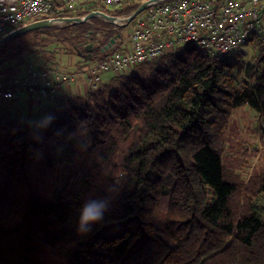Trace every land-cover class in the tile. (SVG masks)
I'll return each instance as SVG.
<instances>
[{
    "label": "trees",
    "instance_id": "trees-1",
    "mask_svg": "<svg viewBox=\"0 0 264 264\" xmlns=\"http://www.w3.org/2000/svg\"><path fill=\"white\" fill-rule=\"evenodd\" d=\"M144 1L62 7L31 22L128 16ZM110 27L95 17L13 38L0 47V79L24 57L48 64L74 54L89 65L102 54H79L86 35L106 30L107 40L118 33ZM248 44V62L241 50L182 46L105 98L90 88L67 101L40 127L0 113V264H264L255 205L264 195V40L254 32ZM243 107L259 116L263 148L233 158L227 144ZM88 203L105 210L94 225L80 223Z\"/></svg>",
    "mask_w": 264,
    "mask_h": 264
},
{
    "label": "built area",
    "instance_id": "built-area-1",
    "mask_svg": "<svg viewBox=\"0 0 264 264\" xmlns=\"http://www.w3.org/2000/svg\"><path fill=\"white\" fill-rule=\"evenodd\" d=\"M123 1L0 0V39L62 7L88 6L92 2L114 7ZM126 17L121 15L116 23L109 22L118 29L120 36L104 52L101 48L112 38L104 39L107 31H98L95 38L92 33L86 35L84 46L97 45L102 56L78 71L64 75L68 83L76 75H84L88 77L90 88L96 89L103 73L160 59L182 46L196 45L208 53L224 55L244 50L254 32L264 40V0H157L148 4L128 25ZM22 61L24 77L20 78V72H17L16 76L0 79V101L16 98L18 91L24 88L37 89L40 98H54L57 89L52 83L63 73L58 68H42L26 59ZM8 66L12 67V64ZM41 80L42 85L39 84Z\"/></svg>",
    "mask_w": 264,
    "mask_h": 264
},
{
    "label": "rangeland",
    "instance_id": "rangeland-1",
    "mask_svg": "<svg viewBox=\"0 0 264 264\" xmlns=\"http://www.w3.org/2000/svg\"><path fill=\"white\" fill-rule=\"evenodd\" d=\"M65 24L67 23H62V24H57V25L63 26ZM110 28L115 30L113 25ZM241 51L245 53L246 55V62L252 60L253 47L250 44H248L246 48ZM25 59L26 58L24 57L21 60H25ZM31 61H33L32 63L35 66H41L42 68H53V67L58 68L60 73L62 74L63 68L64 66H66L67 61L74 62V64H77L79 59L74 54H69V55L56 54L55 58L48 64L38 63L34 59ZM160 63H161V60L156 59L152 61H146L140 64H135L122 71H110V72L103 73L102 81L100 82L101 86L99 88V92L101 96L103 98L107 97L111 92L119 88L122 81L126 80L127 78L133 75H143V76L148 75ZM12 65L15 67L14 64ZM16 67L17 69L15 70V73L10 76H13V75L16 76L18 70L20 68H23V65L21 67L20 66H16ZM54 84H55V81H54ZM79 101H83V100H79ZM5 111L9 112V110H7L6 104H3V101H0V113L2 115H6ZM56 115H57V111L52 112V115L45 113L43 115V118L45 121L49 120L51 122L52 118H55ZM9 116H12V115H9ZM50 116H52L51 119H50ZM233 122H234V127L230 131L229 141L227 144V154L229 156L233 158L234 157L237 158L241 156L243 151L245 150V147H247L249 151H252L255 147H259V149L262 150L263 145L261 144L259 140L260 119L257 113L252 111L249 107H243L234 112ZM40 126L42 125H37V124L35 125V127H40ZM255 205H256V209H257L259 216L261 217V219L264 220V195L259 196L255 200Z\"/></svg>",
    "mask_w": 264,
    "mask_h": 264
},
{
    "label": "crops",
    "instance_id": "crops-1",
    "mask_svg": "<svg viewBox=\"0 0 264 264\" xmlns=\"http://www.w3.org/2000/svg\"><path fill=\"white\" fill-rule=\"evenodd\" d=\"M85 65L86 64L81 63L76 65L74 62L67 61L66 66L63 68V75H61L59 80H55V84L54 82L52 83L57 89L54 98H40L37 89L31 90L30 88H24L19 90L16 98L3 102V104H6L7 110H9V115H12L10 117L27 120L33 125H43L50 122L49 120H44L43 115L45 113L52 115V112L57 111V115H59L62 110V105L67 101L83 100L90 90L88 77L78 74L68 83V81L64 79V75L74 73ZM21 70L22 68L18 70V72H20L18 75L20 78L26 75L25 72ZM39 84L42 85L43 81H39ZM100 86L101 84L98 88H100ZM51 117L52 116H50V119ZM53 119L54 118H52V120Z\"/></svg>",
    "mask_w": 264,
    "mask_h": 264
},
{
    "label": "water",
    "instance_id": "water-1",
    "mask_svg": "<svg viewBox=\"0 0 264 264\" xmlns=\"http://www.w3.org/2000/svg\"><path fill=\"white\" fill-rule=\"evenodd\" d=\"M152 1H157V0H146L144 1L132 14L127 16L125 18L126 20V25H128L139 13H141L147 6L150 4ZM99 17L107 20L108 22L111 23H116V20H118V16H113L110 15L106 12H103L101 10H93L90 13L84 15V16H72V17H62V18H47V19H39L33 22H30L26 25H23L19 28H17L14 31H11L4 37L0 39V47L7 43L9 40L16 38L18 36L24 35L26 33H29L31 31L37 30V29H43L46 27L54 26L57 24H62V23H67V24H72V23H84L88 22L91 19ZM120 34H116L110 39V42L104 47L101 48V51L104 52L105 50H108L109 47L115 42L116 38L119 37ZM84 50L88 51L90 54L86 56H82L86 59H93V53L95 48L93 47V44L89 43L86 46L83 47Z\"/></svg>",
    "mask_w": 264,
    "mask_h": 264
},
{
    "label": "clouds",
    "instance_id": "clouds-1",
    "mask_svg": "<svg viewBox=\"0 0 264 264\" xmlns=\"http://www.w3.org/2000/svg\"><path fill=\"white\" fill-rule=\"evenodd\" d=\"M104 211L103 205L88 203L81 211L80 223L94 225L103 219Z\"/></svg>",
    "mask_w": 264,
    "mask_h": 264
},
{
    "label": "flooded vegetation",
    "instance_id": "flooded-vegetation-1",
    "mask_svg": "<svg viewBox=\"0 0 264 264\" xmlns=\"http://www.w3.org/2000/svg\"><path fill=\"white\" fill-rule=\"evenodd\" d=\"M93 47L95 48L94 52L98 50L97 45H93ZM79 54L82 56H86L89 55L90 53L84 49L79 50ZM94 56V53H93Z\"/></svg>",
    "mask_w": 264,
    "mask_h": 264
}]
</instances>
